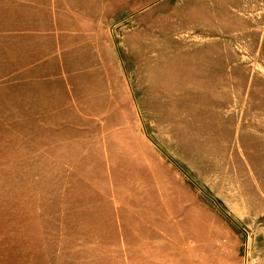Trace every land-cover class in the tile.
Here are the masks:
<instances>
[{"label": "rangeland", "instance_id": "374dc122", "mask_svg": "<svg viewBox=\"0 0 264 264\" xmlns=\"http://www.w3.org/2000/svg\"><path fill=\"white\" fill-rule=\"evenodd\" d=\"M68 5L0 0V264H264V0Z\"/></svg>", "mask_w": 264, "mask_h": 264}, {"label": "crops", "instance_id": "0c3cea01", "mask_svg": "<svg viewBox=\"0 0 264 264\" xmlns=\"http://www.w3.org/2000/svg\"><path fill=\"white\" fill-rule=\"evenodd\" d=\"M14 2H25V3H46L53 4V10L60 9V4H69L67 7H63L64 10L74 11L76 14L71 16L73 20H82L83 26L88 30V32L94 33L95 23H97L105 17V15L121 5L127 0H12ZM56 4V6H55ZM59 4V6H57ZM63 17L58 14L52 17L51 24L53 22V28L64 29L66 28L65 23L62 22ZM38 31H31V33H36ZM43 32V31H41ZM40 31L38 32L41 33Z\"/></svg>", "mask_w": 264, "mask_h": 264}]
</instances>
